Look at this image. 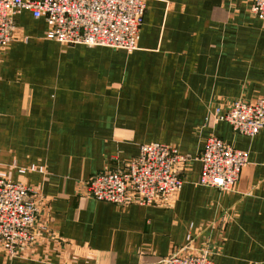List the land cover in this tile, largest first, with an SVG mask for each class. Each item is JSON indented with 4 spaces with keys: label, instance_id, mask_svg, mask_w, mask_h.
Masks as SVG:
<instances>
[{
    "label": "crops",
    "instance_id": "crops-1",
    "mask_svg": "<svg viewBox=\"0 0 264 264\" xmlns=\"http://www.w3.org/2000/svg\"><path fill=\"white\" fill-rule=\"evenodd\" d=\"M250 3L146 0L132 52L49 40L44 19L16 15L0 56V169L41 193L47 227L16 256L0 245V264H160L184 247L210 249L215 264H264V130L243 136L215 114L264 97V20ZM212 135L248 153L232 190L199 184ZM150 142L190 158L167 202L85 195L90 177Z\"/></svg>",
    "mask_w": 264,
    "mask_h": 264
},
{
    "label": "built area",
    "instance_id": "built-area-1",
    "mask_svg": "<svg viewBox=\"0 0 264 264\" xmlns=\"http://www.w3.org/2000/svg\"><path fill=\"white\" fill-rule=\"evenodd\" d=\"M146 0H0V54L14 36V20L22 10L49 24L46 38L62 44L106 46L132 52L138 47L146 14ZM250 12L264 20V0H251ZM216 121L230 124L237 134L253 137L264 130V97L233 100L227 109H216ZM201 164L199 184L232 190L248 162V153L218 136L205 139L197 156ZM189 157L173 144L150 142L120 170L90 177L86 196L116 205H151L167 202L183 184ZM22 173L25 170H21ZM41 194L0 173V245L16 256L24 243H33L46 230L40 219ZM188 242L192 235H188ZM176 251L160 264H215L210 249Z\"/></svg>",
    "mask_w": 264,
    "mask_h": 264
},
{
    "label": "rangeland",
    "instance_id": "rangeland-1",
    "mask_svg": "<svg viewBox=\"0 0 264 264\" xmlns=\"http://www.w3.org/2000/svg\"><path fill=\"white\" fill-rule=\"evenodd\" d=\"M5 47H6V46H5ZM5 47H4V48H5ZM4 48H2V50H3ZM2 50H1V52H2ZM0 56H1V54H0ZM237 99H239V98H237ZM235 100H236V99H235ZM139 149H140V147H139ZM138 154H139V152H138ZM138 154H137V155H138ZM0 162H1V160H0ZM13 167H14V166H13ZM22 169L25 170V172H24L25 174L28 173L30 170H32V171H38V172H39V171H40V172H41V171H44L40 166H36V167H32V168H27V169H25V168H21V169H19V172L21 173V175L24 174V173L21 172ZM10 171H11L10 168H6V169H3V170L0 169V173H1V174L4 173V174H5L9 179H11L12 181H14V182H18V181H15V180L11 177V173H10ZM101 173H103V172H101ZM22 183H23V182H22ZM27 186H28V185H27ZM37 191H38V190H37ZM38 192H39V191H38ZM39 193H40V192H39ZM40 194H41V193H40ZM39 207H40V210H41V202L39 203Z\"/></svg>",
    "mask_w": 264,
    "mask_h": 264
}]
</instances>
